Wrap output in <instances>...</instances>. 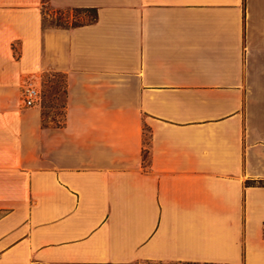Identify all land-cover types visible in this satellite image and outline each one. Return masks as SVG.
Segmentation results:
<instances>
[{
  "label": "crops",
  "instance_id": "crops-1",
  "mask_svg": "<svg viewBox=\"0 0 264 264\" xmlns=\"http://www.w3.org/2000/svg\"><path fill=\"white\" fill-rule=\"evenodd\" d=\"M0 264H264V0H0Z\"/></svg>",
  "mask_w": 264,
  "mask_h": 264
},
{
  "label": "rangeland",
  "instance_id": "rangeland-1",
  "mask_svg": "<svg viewBox=\"0 0 264 264\" xmlns=\"http://www.w3.org/2000/svg\"><path fill=\"white\" fill-rule=\"evenodd\" d=\"M47 12H49L47 10ZM94 17L93 12H77L68 11L62 15H56L52 18L45 16V27H52L58 23L63 27L74 24H89L92 23ZM65 80L61 75H55L51 78L47 85L43 88V111L45 116V123L55 122L62 126L65 115Z\"/></svg>",
  "mask_w": 264,
  "mask_h": 264
},
{
  "label": "built area",
  "instance_id": "built-area-1",
  "mask_svg": "<svg viewBox=\"0 0 264 264\" xmlns=\"http://www.w3.org/2000/svg\"><path fill=\"white\" fill-rule=\"evenodd\" d=\"M41 98V91L35 86H29L24 90V104L26 107L35 106Z\"/></svg>",
  "mask_w": 264,
  "mask_h": 264
},
{
  "label": "trees",
  "instance_id": "trees-1",
  "mask_svg": "<svg viewBox=\"0 0 264 264\" xmlns=\"http://www.w3.org/2000/svg\"><path fill=\"white\" fill-rule=\"evenodd\" d=\"M73 11H77V12H93L94 13V17L93 20L96 21L97 20V12L96 10H92V9H83V10H73ZM93 21V22H94ZM82 25H86V24H74L72 27H78V26H82ZM53 28L57 27V28H61L63 27L62 25H60L59 23L55 26H52ZM66 27H69V25H66ZM71 27V26H70ZM149 141V140H148Z\"/></svg>",
  "mask_w": 264,
  "mask_h": 264
}]
</instances>
